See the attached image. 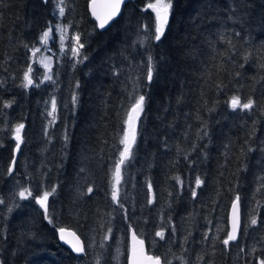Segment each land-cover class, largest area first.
<instances>
[{
    "label": "trees",
    "instance_id": "1",
    "mask_svg": "<svg viewBox=\"0 0 264 264\" xmlns=\"http://www.w3.org/2000/svg\"><path fill=\"white\" fill-rule=\"evenodd\" d=\"M88 1L64 0L61 17L60 0H0V264H126L130 230L162 264H257L264 259V0H173L158 42L146 8L153 0L126 2L104 29ZM49 27L52 79L44 80L36 48ZM77 34L84 47L74 56ZM29 66L34 83L25 89ZM139 95L144 110L122 165L120 208L111 200L113 173ZM234 95L253 99V109L233 110ZM25 188L33 197L56 189L52 222L33 197L20 199ZM237 194L241 227L226 248ZM59 227L74 230L86 254L61 245Z\"/></svg>",
    "mask_w": 264,
    "mask_h": 264
},
{
    "label": "snow or ice",
    "instance_id": "2",
    "mask_svg": "<svg viewBox=\"0 0 264 264\" xmlns=\"http://www.w3.org/2000/svg\"><path fill=\"white\" fill-rule=\"evenodd\" d=\"M47 2V0H45ZM64 0H60L59 7V15L63 17L65 15V7L63 6ZM125 3V0H108V3L102 6L103 11L98 12L97 6L95 3L92 5V16L99 22V27L103 29L107 24H109L110 21H112L115 17L118 16V14L121 11L122 4ZM173 6V0H155L154 3H149L146 5V8H150L152 12L155 14V36L154 39L158 42L161 40L162 36L164 35L165 28L169 21V16L171 13V9ZM60 27V26H58ZM62 35L61 40L63 41L65 39V35L68 32V27L64 26L60 28ZM52 32L51 27H49L48 30L43 31L40 42L47 44L50 34ZM72 39L75 41V46L72 47L71 51L74 56L79 55V49L83 48L84 45L80 43V37L79 35H75L72 37ZM27 47V45H25ZM61 50L63 51V44L61 45ZM38 51V50H37ZM245 60H247V56L245 57ZM46 67L51 71L50 65H46ZM33 69L32 66L28 67V70L24 73L22 87L27 89L30 86H33V78L31 76ZM154 75V64H153V58L149 56L148 58V64H147V79L149 83L152 82ZM52 76L49 74L44 75V80H51ZM43 83V81H41ZM73 104L75 105L77 102L76 95H73L72 97ZM144 104H145V96L139 95L138 98H136L135 103L132 105L131 109L127 113V119L125 120L126 128L123 132V138L120 140V144L123 145V150L120 151V158L115 164V171L113 173V181H112V187H111V200L114 204H117L120 208H123V204L120 202L119 199V185L121 184V170L122 165L125 164V161L129 159L132 148L134 144L136 143L137 139V122L140 120L142 112L144 110ZM255 105V101L251 98L247 100V102H242L241 98L239 96H232L231 97V108L233 110L240 109L243 110H251L253 109ZM9 104H5V107H9ZM57 110V103L55 98L52 99V105H51V111L48 113L50 117H53V122L55 120V113ZM24 129V124H18L15 127V134L14 139L16 141L15 147L16 150L19 151L21 148V144L23 142L22 138V130ZM65 140H67V137H65ZM251 151V149H249ZM16 163V158H12V166L8 168V173L12 174L14 170V165ZM177 180L179 182V178L177 177ZM196 186L199 188L201 184L203 183L202 180L197 177L196 179ZM149 192L152 191V185L151 183L148 184ZM55 188L52 189L51 192L45 191L43 195L35 196L33 197V193L29 191V189H23L18 193L21 200L28 199L29 197H33L36 201V203L44 210V219L48 220L49 222H52L49 218L48 214V200L49 197L55 192ZM88 193L91 194L93 192V188H88ZM192 196L195 198L197 196V192L195 190H192ZM240 201L241 197L239 194L236 195L235 199L232 201L231 206V231L227 232V236L225 239H223V244L227 248L229 246V243L231 241H236L238 238V232L241 227V208H240ZM150 204L153 202L152 200L148 201ZM4 201L0 200V204H3ZM9 212L12 211L11 208L8 209ZM127 219V217H125ZM258 223V219L256 216H253L250 221V225L255 226ZM131 227V226H130ZM57 232L59 234V238L61 241H64L65 243L69 244L72 251L77 254H86V247L81 242L80 237L75 232H68L65 228H57ZM108 232L111 233L112 229L109 228ZM66 236H71L72 239L68 240L66 239ZM156 236L160 237L161 239L165 238V233L163 230L157 231ZM207 238V236L205 237ZM108 239V236H105V240ZM74 241V242H73ZM255 251V249H253ZM202 259V257H201ZM128 264H162L161 257L155 256V255H148L144 250V240L138 238L137 234L135 232H132V244L129 250V256H128ZM170 264V262H168ZM258 264H264V259L258 258Z\"/></svg>",
    "mask_w": 264,
    "mask_h": 264
},
{
    "label": "water",
    "instance_id": "3",
    "mask_svg": "<svg viewBox=\"0 0 264 264\" xmlns=\"http://www.w3.org/2000/svg\"><path fill=\"white\" fill-rule=\"evenodd\" d=\"M42 1L45 2V0H42ZM128 1H131V0H125V3L128 2ZM93 3H95V5L97 6V11H98V12H102V11H103L102 6L105 5L106 3H108V0H89V1H88V11H89V13H90V16H91L92 19L95 21L97 27H98L99 29H101V28L99 27V22H98V21L92 16V5H93ZM125 3L122 4V6H121V11H122V8H123V6L125 5ZM121 11H120V13H121ZM120 13H119V14H120ZM119 14H118V16H119ZM118 16H117V17H118ZM117 17H115L112 21H114ZM112 21H110L109 24H107L104 28L108 27V26L111 24ZM104 28H103V29H104ZM18 153H19V151H17V150H16V147H15V150H14V153H13V157H15L16 160H17ZM13 157H12V158H13ZM10 166H12V161H11V165H10ZM231 206H232V202H231V204H230L229 211H228V232L231 231ZM59 228H65L68 232H75L74 230H72V229H70V228H66V227H59ZM132 232H134V231H133V230H130L129 233H128V251H127L126 264H128L129 250H130V247H131V244H132ZM75 233H76V232H75ZM76 234H77V233H76ZM56 235H57V239H58L59 243H60L61 245H63L64 247H66L68 250H70L74 255H77V256H81V255H83V254H77V253L73 252L72 249H71V247L69 246V244L65 243L64 241H61L60 238H59V234H58V232H57V229H56ZM77 235H78V234H77ZM137 236H138V235H137ZM138 238H140V237L138 236ZM66 239L71 240L72 237H71V236H66ZM80 239H81V238H80ZM140 239H142V238H140ZM73 242H74V241H73ZM81 242L83 243L82 239H81ZM144 250H145V252H146L148 255H153V254H151V253H149V252L147 251V248H146L145 242H144Z\"/></svg>",
    "mask_w": 264,
    "mask_h": 264
},
{
    "label": "rangeland",
    "instance_id": "4",
    "mask_svg": "<svg viewBox=\"0 0 264 264\" xmlns=\"http://www.w3.org/2000/svg\"><path fill=\"white\" fill-rule=\"evenodd\" d=\"M155 0H153L152 3H154ZM49 29V28H48ZM46 29V30H48ZM62 34V33H61ZM51 36V34H50ZM50 40V38H49ZM49 40L47 42V44H44V43H41V45L39 47L36 48V52H37V61H38V64L43 68L44 70V75L47 73L49 74L50 71L49 69L46 67V65H50V68H51V64H52V61H51V58L50 56L46 53V50H47V45L49 43ZM38 50V51H37Z\"/></svg>",
    "mask_w": 264,
    "mask_h": 264
},
{
    "label": "bare ground",
    "instance_id": "5",
    "mask_svg": "<svg viewBox=\"0 0 264 264\" xmlns=\"http://www.w3.org/2000/svg\"><path fill=\"white\" fill-rule=\"evenodd\" d=\"M239 233V232H238ZM231 242H234V241H231Z\"/></svg>",
    "mask_w": 264,
    "mask_h": 264
},
{
    "label": "flooded vegetation",
    "instance_id": "6",
    "mask_svg": "<svg viewBox=\"0 0 264 264\" xmlns=\"http://www.w3.org/2000/svg\"><path fill=\"white\" fill-rule=\"evenodd\" d=\"M258 264V263H257Z\"/></svg>",
    "mask_w": 264,
    "mask_h": 264
}]
</instances>
